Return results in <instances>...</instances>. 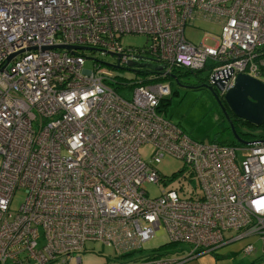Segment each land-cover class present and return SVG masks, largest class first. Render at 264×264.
Instances as JSON below:
<instances>
[{"label": "built area", "instance_id": "built-area-1", "mask_svg": "<svg viewBox=\"0 0 264 264\" xmlns=\"http://www.w3.org/2000/svg\"><path fill=\"white\" fill-rule=\"evenodd\" d=\"M197 16L220 23L214 44L184 36ZM128 32L145 44H121ZM54 44L111 51L119 67L145 57L161 65L157 77L207 66L228 87L264 65V0H0V264H81L86 240L124 255L159 229L189 250L118 264H180L218 248L225 229L258 233L264 254L263 138L195 139L158 115L167 83L118 81L98 61L83 67L85 49ZM132 84L130 99L114 87ZM164 154L182 160L196 191L147 195Z\"/></svg>", "mask_w": 264, "mask_h": 264}, {"label": "rangeland", "instance_id": "rangeland-1", "mask_svg": "<svg viewBox=\"0 0 264 264\" xmlns=\"http://www.w3.org/2000/svg\"><path fill=\"white\" fill-rule=\"evenodd\" d=\"M220 23L214 19L197 16L190 22H186L183 28L184 36L196 43L200 40L212 45L219 37ZM205 36V39H202ZM144 33L128 32L120 35V42L123 45L140 47L145 44ZM83 67L93 68L95 61L99 62V66L109 75H116L118 81L136 82V81H153L158 80L167 83L170 87V92L166 95V103L157 111L158 115L172 123L177 124L189 136L200 139L205 142H229L234 139L229 127V123L222 113L216 99L204 87H185L177 81H185L192 83L190 75L187 74L185 68H178L173 71L177 80L170 75L157 77L154 72H137L133 67L127 68L124 64L120 67H112L109 64H118L116 57L109 53L85 49ZM264 56V48L262 49ZM208 62V61H207ZM264 69V65L260 66ZM202 77L208 75L209 69L207 66L198 70ZM190 76V77H189ZM192 78V77H191ZM264 79V76L261 77ZM133 84L127 88H118L116 91L119 95L126 99L132 96ZM240 132L251 131L248 126H240ZM259 128H255L253 132L257 133ZM151 144L143 142L138 145V152L145 160H149ZM155 167L158 169L163 180L157 183L146 182L145 188L148 196L159 194L160 190L167 188L177 189L180 195H187L189 191H196V182L193 177L186 176L187 169H183V162L170 154H164L159 162H156ZM24 196L23 189L17 188L12 194L10 200V211L15 212ZM243 230L225 229L223 231L224 242L215 250L199 253L194 259L186 260L180 264H186L190 261L199 264H264V254L262 252L263 240L256 232H249L236 236L242 233ZM169 240L168 236L160 229L157 234L144 241L141 249L125 255H118L111 246L101 244L97 240H86L84 249L76 255L80 258L81 264H118V262L130 261L133 257L144 256L152 252L155 248L161 252H169L176 257L180 256L181 248L189 250V244L186 242H174L160 246L162 243ZM247 244L252 245L249 253L243 252V247ZM160 246V247H159ZM143 247V248H142Z\"/></svg>", "mask_w": 264, "mask_h": 264}, {"label": "water", "instance_id": "water-1", "mask_svg": "<svg viewBox=\"0 0 264 264\" xmlns=\"http://www.w3.org/2000/svg\"><path fill=\"white\" fill-rule=\"evenodd\" d=\"M53 46L63 47L69 51H71L72 49L100 50L99 48H93L91 46L84 45L54 44ZM100 51H104L106 53H109L110 55L116 56V54L112 53L111 51H107L104 49H101ZM13 54L14 53H11L9 57ZM106 64L112 67H119L118 64ZM135 65L152 68L155 70L161 68V65H154L153 63L149 62H140L136 60L127 61V68L133 67L134 71H138L139 69H137ZM170 76L176 79V76L174 74L170 73ZM228 76H230V74ZM212 80L213 82H216L217 79L215 77H212ZM180 85L185 86V84ZM213 95L222 113L229 123L233 138L238 142H246V140H243L239 136L238 132H236L231 117L229 116V112L225 109L220 99L216 96V94L213 93ZM222 95L225 103L227 104L228 110L234 116L242 118L255 125L264 123V81H261L260 79L255 78L254 76L247 73L237 72L233 75L231 84L225 89ZM262 140H264V138Z\"/></svg>", "mask_w": 264, "mask_h": 264}, {"label": "trees", "instance_id": "trees-1", "mask_svg": "<svg viewBox=\"0 0 264 264\" xmlns=\"http://www.w3.org/2000/svg\"><path fill=\"white\" fill-rule=\"evenodd\" d=\"M145 39H146V37H145ZM137 69H139L137 72H142V73L153 72L152 70H154L152 68H140V67L137 68ZM185 69H187V68H185ZM175 70H179V69L176 67V68H174L172 70V72L173 71L175 72ZM114 87L116 89H118V88H121L122 89V86H119V85H115ZM166 100H167V98H166V96H164L158 102V105L156 106L157 111H159L162 108V106H164V104L166 103ZM231 120H232V123L234 125V128H235L236 132H238V134L240 136H242L243 138H245L246 140L247 139H250V138H253V137H261V138H264V123L255 125V124H252V123H250V122H248V121H246V120H244L242 118H238V117L231 118ZM242 125L243 126H248V129H250L251 131H243V132H240L239 127L242 126ZM255 128H259V131L257 133L253 132ZM229 143H238V142H236L234 140H231V141H229ZM185 168L187 169V167H185V165L183 164V168H182V170H181L180 173H182L184 171L183 169H185ZM168 244H174V241L168 240L167 242L162 243L160 246H165V245H168ZM83 249H84V246L81 249H79L77 251V253L79 251L83 250ZM139 249H141V248H139ZM139 249H136V250H139ZM136 250H130V251L124 253V255L127 257L130 253H132V252H134ZM164 253H166V252H161L160 249L155 248L152 252L148 253V255H144L143 258H157V257L163 256V255H173L171 253H169V254H164ZM139 257H142V256H136V257H133V258H130V259H136V258H139Z\"/></svg>", "mask_w": 264, "mask_h": 264}, {"label": "flooded vegetation", "instance_id": "flooded-vegetation-1", "mask_svg": "<svg viewBox=\"0 0 264 264\" xmlns=\"http://www.w3.org/2000/svg\"><path fill=\"white\" fill-rule=\"evenodd\" d=\"M93 50V49H91ZM136 61H140V62H149V63H153L154 65H157L158 63H156L155 61L152 62V60L150 59H146L145 57L143 58H138V60ZM160 65V64H159ZM136 68H147V67H141V66H137L135 65ZM200 70V69H199ZM153 72H155L154 70H152ZM187 74H189L190 79H192V83H188L185 81H178L181 84H185V87H204L207 91L210 92V94L212 96L213 93L216 94V96L220 99L221 103L224 105L225 109L229 112V116L231 118H236L237 116H234L227 107V104L225 103L224 99H223V92L225 91V89L227 88V83L226 82H221L220 80H216V82H213L212 80V75L210 74V71L208 72V75L206 77H202L199 73L198 70H192V69H186ZM172 73V71H171ZM210 74V75H209ZM170 75V74H169ZM255 78L260 79L261 81H264V79H262L261 77L264 76V69H260L257 72H255L254 75ZM177 80V77H176ZM190 85V86H188ZM239 118V117H238ZM240 136V135H239ZM243 140H246L245 138H243L242 136H240ZM234 141H236L235 139H232ZM231 141V140H230ZM238 142V141H236ZM164 254H169V252H166ZM147 259H152V258H147ZM120 263V262H118Z\"/></svg>", "mask_w": 264, "mask_h": 264}, {"label": "crops", "instance_id": "crops-1", "mask_svg": "<svg viewBox=\"0 0 264 264\" xmlns=\"http://www.w3.org/2000/svg\"><path fill=\"white\" fill-rule=\"evenodd\" d=\"M216 21V20H215ZM161 231H162V229H160ZM159 230H157L156 231V233L155 234H157V232H158ZM163 233H164V231H162ZM154 234V235H155ZM165 234V233H164ZM143 248V247H142ZM182 250H185V249H183V248H181ZM150 253V252H149ZM148 255V254H147ZM143 257V256H142ZM195 258V257H194ZM194 258H192V259H194ZM137 259V258H136ZM186 264H199V263H196V262H193V261H190V262H188V263H186Z\"/></svg>", "mask_w": 264, "mask_h": 264}, {"label": "clouds", "instance_id": "clouds-1", "mask_svg": "<svg viewBox=\"0 0 264 264\" xmlns=\"http://www.w3.org/2000/svg\"><path fill=\"white\" fill-rule=\"evenodd\" d=\"M253 203H254V205L257 204L256 201H254ZM255 210H256V211H261L262 209H261V207L257 206Z\"/></svg>", "mask_w": 264, "mask_h": 264}]
</instances>
